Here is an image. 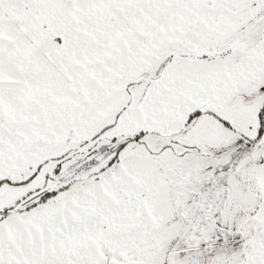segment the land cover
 I'll return each mask as SVG.
<instances>
[{
  "label": "snow or ice",
  "instance_id": "1",
  "mask_svg": "<svg viewBox=\"0 0 264 264\" xmlns=\"http://www.w3.org/2000/svg\"><path fill=\"white\" fill-rule=\"evenodd\" d=\"M0 264H264V0H0Z\"/></svg>",
  "mask_w": 264,
  "mask_h": 264
}]
</instances>
